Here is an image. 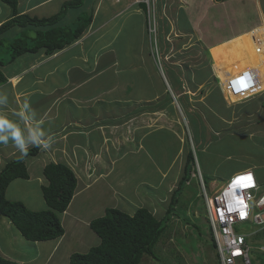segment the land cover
I'll use <instances>...</instances> for the list:
<instances>
[{
    "label": "rangeland",
    "instance_id": "rangeland-1",
    "mask_svg": "<svg viewBox=\"0 0 264 264\" xmlns=\"http://www.w3.org/2000/svg\"><path fill=\"white\" fill-rule=\"evenodd\" d=\"M21 1L19 0V2ZM160 1L149 2L146 8L147 19L144 21L146 24L144 23L143 33L124 34L123 32L116 37L115 34H107L101 42L104 48L100 50V47L95 46L91 54L92 58L96 53L94 57L99 60L101 58L100 66L106 63L109 65V70L103 72V75L94 83L106 84L110 82L112 84V80L119 78L126 84L122 88L124 94L122 100L124 101L118 103L119 107L115 102L107 103L106 116L110 117V123L114 122L113 118H116L118 110L119 114H123L128 120L125 126L126 131L132 132L130 127H133L134 121L131 117L134 112L148 110L146 107L156 106L154 109L157 111L155 125L158 131L144 142L145 145L151 146L150 152H148L150 160H147L145 152H142L138 156L125 155L123 159L111 165V161L115 159L114 153L108 152L107 157L106 152H103V158L106 159L105 165H102L100 169H93V166L90 165V169H93L92 174L95 179L98 170L103 174L107 173V176L88 190L87 188L82 190V182L78 183L77 193L69 206V214L72 217L79 216L82 222L80 224L76 220L79 223L72 230V227L68 225V215H63V224H61L66 225V237L58 244L59 248L56 247L53 252V242L39 241L35 243L24 239L19 235L15 226L6 217L0 215V221L3 219L8 222L7 228L6 224L0 223V256L18 263L22 261L24 264H44L48 255L52 253L49 258L52 261L50 264H62L58 262L63 254L67 253L70 256L72 253H86L92 246L98 244L99 238L89 228L88 223L103 216L106 208H115L132 215L138 208L148 207L151 208L152 214L161 219L169 205L171 194L177 187L178 182L174 183V180L173 182L171 180L176 173L183 172L182 168L185 165L179 166V169L176 165L173 168H166L182 145L170 131L166 130L170 118L168 113L172 111L173 117L180 118L179 123L182 122L184 125V118L189 123V130L183 127L185 141L182 149L184 152L192 151L195 165L192 168L190 180L185 184L178 204L172 212L173 215L167 224V229L155 248L157 259L145 256L141 264H218L216 249L211 245L204 194L212 195L231 176L233 169L241 167L247 161L264 165V112H261L260 115L254 113L251 119H247L248 122L256 123L255 125L242 127L241 119H230L226 116L225 106L220 101L218 89L213 86V83H209V87H201L200 90L194 85H184L186 72L182 70L187 68L188 62L194 63L196 60H200V62L207 63L205 60L207 56L205 54L198 56L197 53H194L199 46L197 42L193 46L195 38L192 37V34H165L164 27L166 26L167 29L170 27L167 22H163V25L158 17L157 6ZM162 2L165 4V0ZM81 8L83 9V7ZM71 11L72 20L68 25L77 21L76 14L81 18L88 15L87 11L83 14L80 11ZM177 25L183 30L188 29L186 19L182 15H180ZM58 26L61 27L60 24ZM24 36L25 34L19 33L14 37L22 39ZM200 57L205 59L202 60ZM75 63H79V61H72V64ZM208 71L209 66L201 68V65H198L187 70V73H193L197 79H203L207 76ZM59 74L54 78L60 80ZM187 90L188 95H184ZM206 93H209L208 101L215 113L219 111L220 118H216L204 110L205 98H202L201 101L200 97L206 96ZM133 94H138L140 98H130L125 101ZM155 94L160 100L158 104L150 103L146 107L140 105L143 99L153 97ZM188 98H191V101ZM140 100H142L141 103H139ZM169 100L173 103L170 108H168ZM188 101L190 107L186 103ZM192 106L199 110H192ZM231 111L236 113V108H232ZM101 112L104 113V111ZM236 115L238 116V114ZM114 132L110 133V144L112 141L116 143L114 140L116 136L113 139ZM99 133L97 131L87 137L93 141L94 148L96 145H100ZM69 139L74 138L71 136ZM156 146L158 147L156 148ZM29 148L31 147L29 146ZM128 150L129 147H126L123 153ZM58 155L62 158L60 163L69 161L61 153ZM41 157L43 156H39L38 159ZM45 157L47 159L43 157L44 161H51L47 156ZM176 160L179 163H184L183 156ZM154 161L159 162L160 166ZM79 165H82L81 162ZM37 166L34 164L30 167L38 175H43V170L40 172V169L37 170ZM167 170L169 171L163 176ZM75 172H77L76 169ZM258 173L264 189V167H260ZM37 174H34L35 178L29 181L15 180L7 188L6 198L21 197L31 211L47 209L39 192ZM44 180V184L47 185L48 181L45 177ZM122 180H124L123 184H121ZM143 182H147L148 185L146 186ZM150 186L152 188L148 189ZM158 195L160 198H157ZM149 200L155 202V206L151 207ZM244 226L249 228L247 225ZM262 231H259L261 234L258 232L247 238L251 264H264V232L262 233ZM32 257L36 259L33 262L30 260ZM67 259L69 260V257Z\"/></svg>",
    "mask_w": 264,
    "mask_h": 264
},
{
    "label": "crops",
    "instance_id": "crops-1",
    "mask_svg": "<svg viewBox=\"0 0 264 264\" xmlns=\"http://www.w3.org/2000/svg\"><path fill=\"white\" fill-rule=\"evenodd\" d=\"M68 1L70 0H22L21 2L17 0V15L27 16L31 19L47 18L59 12L58 9L61 8L62 4ZM142 1L84 0L83 9L72 10L80 11L81 14L87 11L88 15L92 16L91 24L79 40L50 56H46L44 50L41 49L34 54L26 53L6 66H0V73L5 79V83L0 88L5 90L9 97L3 113L8 119L17 122L26 135L27 125L16 113L20 111L23 103L27 101L36 110L34 120L43 121L41 127L46 132L45 138L51 141V147L45 150V153H43V149L38 147L37 155L25 158L24 163L29 178L22 181H29L35 178L34 174L37 173L33 171L34 169L30 167L31 165H38L37 170L40 169V172H42L49 162L60 163L62 158L58 153H61L66 160L69 159L67 163L60 164L68 166L73 171L77 186L79 182H82V190L90 189L93 185H97L99 180L107 176V173L103 174L99 170L97 172L98 178L96 177L95 179L94 174H92L94 168L100 169L102 165H105L106 159L105 157L103 158V152H106V154L108 152L114 153L115 159L111 161V165L123 159L125 155L138 156L142 152H145L146 159L150 160L148 152H150L149 148L151 146L149 144H146V146L144 142L149 136L158 131L155 125L157 111H154L156 106H146L150 103L158 104L160 100L155 94L153 97L139 101V103L142 101L140 105H143L148 110L134 112L131 117L134 121L133 127H130L132 132L128 131L131 134L125 128L128 120L123 114H119L118 110L115 115L116 118H113L115 119L113 120L114 122L110 123V117L106 116L108 111L107 103L115 102L116 106L119 107L118 103L124 101L122 100L124 99L122 88L126 84L119 78L112 80V84L110 82L106 84L94 83L103 75V72L109 70V65L106 63L100 66L99 61L101 58L99 60L94 57L97 53L93 58L91 56L95 46L100 47V50L104 48L101 42L107 34H115L116 37L118 34H123V32L124 34H140L144 32V25L146 24L144 21L147 19V15L146 7H143L144 3ZM159 3L157 6L158 17L163 25L167 22L170 27L167 29L165 26L164 30L166 32H163L165 34H192V37L195 38L193 46L196 45V42L199 46L196 50L197 52L195 51L194 53H197L196 55L198 56L202 54L207 56L206 59L200 57L202 60L205 59L207 63H204L205 61L200 62V60H196L194 63L188 62L187 68L182 70L186 72L184 74L186 81L184 85H194L200 90L201 87H209V83H213V86L218 89L220 101L225 106L226 116L230 119H241L242 127L255 125L256 123L248 122L247 119H251L254 113H259L260 115L261 112H264V52L257 51V47L264 42V0H165V4L161 0ZM70 11L61 22V26L68 25L72 20ZM180 15L186 19L188 24V29L186 30L181 29L177 25ZM79 16L76 14L75 18ZM11 18L10 8L0 2V26ZM29 29L30 31L28 30V32L32 37H35L34 33L37 30H41V28L34 27H29ZM23 30L19 26L12 27L0 35V40H13L16 34H23ZM196 55L193 57L195 58ZM74 60H78L79 63L72 64ZM198 65H201V68L209 66L208 74L203 79H197L193 73H187V70ZM58 73H60V80L54 78ZM245 73H248L247 78H244ZM242 78L245 79V84L249 86L241 87L239 81ZM116 87L117 89L115 90ZM236 92L241 93V95ZM102 94L104 95L100 96ZM189 94L192 95L191 93ZM184 95H188V90L184 92ZM208 95L209 93H206V96L200 97L201 101L202 98H205L204 102H206L207 106H203L204 110L216 118H220L219 111L215 113L208 101ZM130 98L139 99L140 97L138 94H133L125 101ZM188 100L191 101V98H188ZM172 104V101L169 100L168 108L172 107ZM234 107L236 108V113L231 111ZM191 109L199 110L193 106ZM101 111H104V113L102 114ZM171 112L168 113L170 118L168 119L169 124L166 130L170 131L182 145L166 168H173L176 165L179 169V166L185 164V156L187 154L182 149L185 141L184 128L189 130L190 127L185 118L183 125L182 122L179 123L178 121L180 118L173 117V112ZM97 131L100 132V145H96L94 148L93 141L87 137ZM110 131H115L113 139L116 136L114 139L116 143L112 141L110 144ZM71 136L74 139H69ZM126 147H129V150L123 153ZM31 148L28 147L27 150ZM68 154H70V157H68ZM41 155L45 159H47L45 157L47 156L51 161H44L43 157L38 159ZM180 156L184 157V163H179L176 160ZM19 157H21V153L11 141V137H9L7 145L0 144V169L7 161L18 159ZM94 158L96 159L94 160ZM28 162H30L29 165H27ZM80 162L82 165H79ZM154 162L160 166L159 162ZM90 165L93 166V169H90ZM244 165L233 169L230 175L245 169H252L260 182L258 170L264 165H257L250 161H247ZM75 169L77 172H75ZM168 171H165L163 176ZM182 174L183 172L176 173L171 181L173 182L174 180V183L178 182ZM44 181L43 175L37 174L41 197V189L46 186ZM88 181L89 183L87 184ZM123 182L124 180L121 181V184ZM143 183L146 186L148 185L147 182ZM150 188L152 187H148V189ZM76 193L75 191L74 196ZM157 198H160V196L158 195ZM9 200L21 201L27 207L21 197L16 196L15 199ZM153 205L155 206V202L150 201V206L153 207ZM69 206L63 215H68V225L74 230L75 226L79 222L81 224L82 220L77 215L72 217L69 214ZM147 209L151 211V208L147 207ZM63 215L61 216V223ZM0 223L6 224L7 228L8 222L2 219ZM63 228L64 235L61 238L49 241L54 244L52 252L56 250V247L57 249L59 248L58 244L66 237V225ZM50 256H52V253L48 255L44 264L52 262L49 260ZM68 257H70L69 254H63L59 258L58 263L63 264L64 262V264H68ZM30 260L33 262L36 259L32 257ZM19 263L24 264L22 261Z\"/></svg>",
    "mask_w": 264,
    "mask_h": 264
},
{
    "label": "trees",
    "instance_id": "trees-1",
    "mask_svg": "<svg viewBox=\"0 0 264 264\" xmlns=\"http://www.w3.org/2000/svg\"><path fill=\"white\" fill-rule=\"evenodd\" d=\"M0 2L7 5L12 13V18L0 26V35L16 26L22 27L25 34L22 39L15 37L10 41L0 40V66H6L26 53L34 54L41 49L46 56H50L79 40L92 22V16L86 15L83 18L79 16L71 25L58 26L68 11L81 8L84 0L64 2L59 12L42 19L18 16L17 0ZM29 27L41 30H37L35 37H32L28 32ZM44 28L46 29L42 30ZM3 83L5 79L0 73V86ZM38 149L32 147L27 150L26 156L7 161L0 169V215L15 226L21 237L33 242L57 240L64 235L61 216L68 209L77 187L76 177L68 166L49 163L43 169L48 184L41 189L47 209L31 211L21 201L8 200L5 196L6 189L14 180L29 178L24 160L26 157L37 155ZM185 158L182 177L172 192L169 205L161 219L145 207L138 208L132 215L115 208H106L103 216L89 222V228L99 238L98 244L86 253H72L68 264H141L145 256L157 259L155 248L167 229L172 212L178 204L185 184L190 180L195 165L192 151H188ZM210 236L214 248L211 232ZM0 264L20 263L0 256Z\"/></svg>",
    "mask_w": 264,
    "mask_h": 264
},
{
    "label": "built area",
    "instance_id": "built-area-1",
    "mask_svg": "<svg viewBox=\"0 0 264 264\" xmlns=\"http://www.w3.org/2000/svg\"><path fill=\"white\" fill-rule=\"evenodd\" d=\"M145 2L148 3V0ZM257 51L264 52V42L257 47ZM249 173L255 186L238 187L234 190L235 195L242 197L246 205L241 209L232 199V192H227L226 189L233 177ZM204 196L207 222L215 243L218 264H251L247 238L264 230V189L253 170L245 169L232 174L212 195Z\"/></svg>",
    "mask_w": 264,
    "mask_h": 264
},
{
    "label": "clouds",
    "instance_id": "clouds-1",
    "mask_svg": "<svg viewBox=\"0 0 264 264\" xmlns=\"http://www.w3.org/2000/svg\"><path fill=\"white\" fill-rule=\"evenodd\" d=\"M145 1L146 0H143L142 2L144 3L145 7L147 8V6L149 5V2L155 1V0H148V3ZM146 13H147V9H146ZM148 22H149V18H148ZM247 77H248V73H245L244 78H247ZM244 78H242L239 81V84L241 85V87L249 86V85L245 84ZM234 83H236V82H234ZM8 99H9V97H8L7 92L5 90H3L2 88H0V144L7 145L9 142V137H11V141L13 142L15 147L19 150V152L21 153V156L27 155V149L29 146L39 147L43 150L50 149L51 141H50V139L45 138L46 132L41 127L43 121L42 120H34V117L36 116V110L33 109L31 107L30 103H28L26 101L21 106L20 111L18 113H16V115H19L21 117V119L27 125V134L25 135L24 132L22 131L20 125L17 122L8 119L7 116L3 113L4 106L6 105ZM33 120H34V122H33ZM18 180H20V179H18ZM12 183H10V185ZM249 186H255V181L252 178L250 173L249 174H241L238 177H233L232 180L230 181L229 187L226 189L227 192H232V194H233L232 199L235 201V204L237 206H239L241 209L246 207V205L244 204L242 197H237L235 195L234 190L238 187L239 188H245V187H249ZM220 187H218L215 191H217ZM5 194H6V192H5ZM230 208H231V205H230ZM243 214H244L243 211H241V215H243ZM210 232H211V229H210ZM248 246H249V244H248ZM216 259H217V256H216ZM217 262H218V260H217Z\"/></svg>",
    "mask_w": 264,
    "mask_h": 264
}]
</instances>
